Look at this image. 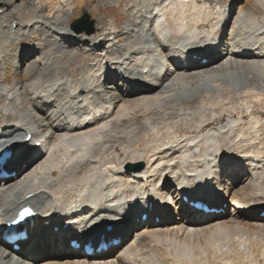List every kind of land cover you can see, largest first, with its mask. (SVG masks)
I'll use <instances>...</instances> for the list:
<instances>
[{"label":"bare ground","instance_id":"6f19581e","mask_svg":"<svg viewBox=\"0 0 264 264\" xmlns=\"http://www.w3.org/2000/svg\"><path fill=\"white\" fill-rule=\"evenodd\" d=\"M87 1L0 0V150L27 145L0 178V264H227L264 234V0H129L109 28ZM84 8L94 32L69 26ZM24 204L41 216L15 251ZM109 226L107 251L70 245Z\"/></svg>","mask_w":264,"mask_h":264},{"label":"rangeland","instance_id":"374dc122","mask_svg":"<svg viewBox=\"0 0 264 264\" xmlns=\"http://www.w3.org/2000/svg\"><path fill=\"white\" fill-rule=\"evenodd\" d=\"M128 1L129 0H125V1H122V0H108V2L106 4H104V7H106V10H104V12H103V15L105 17V27L109 28L111 26L120 25V22L122 20V15L125 14L124 11L127 8L126 7V3ZM91 2H92L91 0H88L87 3H86V6L90 5ZM85 12L89 14V20L93 21V26L95 28L94 29V31H95L96 30V24L98 22V18L96 17V15H94L92 13V11L89 8L82 9L81 13L77 17H74L73 19L70 20V25L69 26H71V24L76 19L81 18L84 15ZM222 80H224V77L222 78ZM173 100H174V97L171 98V101H173ZM263 105H264V103H263ZM262 107H263L262 105L258 106L259 109L260 108L262 109ZM152 111H153V109H152ZM212 117L215 118V114H213ZM179 126H181V125H177L176 129L181 134H183V133L190 134L192 132L191 129L188 128V126L184 127V129H182V127H179ZM257 233L256 234L254 233L256 235V236L253 235L254 237L251 235L253 233H249L250 236H248L247 234H244L242 236H237L236 240H238V241H237L236 248L237 249L239 248V250H238L239 252L237 254L232 253L231 255L227 254V256L226 255L222 256L223 257V258L221 257L222 261H228L227 264H264V243H263L264 242V234H263V231H262V233H258V234ZM250 238H252L253 240L256 238L255 240L258 241V242H256L255 240L253 241ZM244 240L246 241V243L244 242ZM243 247H245V248H243ZM242 253H243V255L245 254L244 257H239V261L236 260L238 258V256H243ZM232 256H233V258H232ZM240 259H242V261ZM39 260H41V259H39Z\"/></svg>","mask_w":264,"mask_h":264},{"label":"water","instance_id":"95a60500","mask_svg":"<svg viewBox=\"0 0 264 264\" xmlns=\"http://www.w3.org/2000/svg\"><path fill=\"white\" fill-rule=\"evenodd\" d=\"M70 27L77 32L87 31V33H91L95 29L93 26V21L89 20V14L86 12L81 18L76 19Z\"/></svg>","mask_w":264,"mask_h":264},{"label":"snow or ice","instance_id":"6c2138e0","mask_svg":"<svg viewBox=\"0 0 264 264\" xmlns=\"http://www.w3.org/2000/svg\"><path fill=\"white\" fill-rule=\"evenodd\" d=\"M14 147H19V148H26L27 145H24V144H16L14 145ZM8 151H13V149H8ZM13 157H9V160L7 161H0V167H3V166H6L8 163H10L12 161ZM228 157L225 156V157H222L221 158V167H226L227 166V162H228Z\"/></svg>","mask_w":264,"mask_h":264}]
</instances>
